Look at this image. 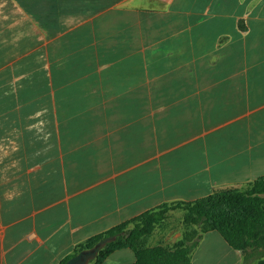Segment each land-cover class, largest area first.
Returning <instances> with one entry per match:
<instances>
[{
  "label": "crops",
  "instance_id": "crops-1",
  "mask_svg": "<svg viewBox=\"0 0 264 264\" xmlns=\"http://www.w3.org/2000/svg\"><path fill=\"white\" fill-rule=\"evenodd\" d=\"M260 177L264 0H0V264H60L147 211ZM185 215L147 244L187 236L192 264H264Z\"/></svg>",
  "mask_w": 264,
  "mask_h": 264
},
{
  "label": "trees",
  "instance_id": "trees-1",
  "mask_svg": "<svg viewBox=\"0 0 264 264\" xmlns=\"http://www.w3.org/2000/svg\"><path fill=\"white\" fill-rule=\"evenodd\" d=\"M175 209L186 212L183 219L186 227H200L198 238L207 230H216L235 249L251 248L256 255L264 252V177H260L243 188L217 191L191 202L166 203L147 211L92 237L60 264H66L79 251L92 247L104 237L121 232L126 234L118 236L101 249L93 264H102L112 253L123 249L134 252V264H192L191 252L198 239L190 242L186 236L173 246H149L146 242L155 229L164 223L168 212Z\"/></svg>",
  "mask_w": 264,
  "mask_h": 264
},
{
  "label": "water",
  "instance_id": "water-1",
  "mask_svg": "<svg viewBox=\"0 0 264 264\" xmlns=\"http://www.w3.org/2000/svg\"><path fill=\"white\" fill-rule=\"evenodd\" d=\"M125 234L126 232H121L104 237L92 247L84 248L79 251L76 255L71 257L66 264H89L90 261L94 260L98 256L101 249H103L108 243L115 241L118 236H124Z\"/></svg>",
  "mask_w": 264,
  "mask_h": 264
},
{
  "label": "rangeland",
  "instance_id": "rangeland-1",
  "mask_svg": "<svg viewBox=\"0 0 264 264\" xmlns=\"http://www.w3.org/2000/svg\"><path fill=\"white\" fill-rule=\"evenodd\" d=\"M180 211H181V210H180ZM182 212H183V211H182ZM152 241H153V238H150V242H151V243H152ZM146 242H149V240L147 239V241H146ZM96 258H97V257H96ZM96 258H95V259H96ZM95 259H94V260H95ZM94 260L90 261V263H89V264H93V261H94Z\"/></svg>",
  "mask_w": 264,
  "mask_h": 264
}]
</instances>
